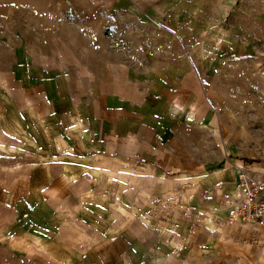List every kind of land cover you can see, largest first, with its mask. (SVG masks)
I'll return each mask as SVG.
<instances>
[{"label":"crops","instance_id":"obj_1","mask_svg":"<svg viewBox=\"0 0 264 264\" xmlns=\"http://www.w3.org/2000/svg\"><path fill=\"white\" fill-rule=\"evenodd\" d=\"M55 46H16L0 69V264L210 259L237 173L199 73L102 59L83 70Z\"/></svg>","mask_w":264,"mask_h":264},{"label":"rangeland","instance_id":"obj_2","mask_svg":"<svg viewBox=\"0 0 264 264\" xmlns=\"http://www.w3.org/2000/svg\"><path fill=\"white\" fill-rule=\"evenodd\" d=\"M52 41L55 53L84 57L83 70L99 59L193 68L226 167L264 169V0H0V69L16 46ZM226 220L210 259L180 264H264V228Z\"/></svg>","mask_w":264,"mask_h":264},{"label":"built area","instance_id":"obj_3","mask_svg":"<svg viewBox=\"0 0 264 264\" xmlns=\"http://www.w3.org/2000/svg\"><path fill=\"white\" fill-rule=\"evenodd\" d=\"M235 195L225 203L227 225L264 228V169L250 168L244 163L236 165Z\"/></svg>","mask_w":264,"mask_h":264},{"label":"bare ground","instance_id":"obj_4","mask_svg":"<svg viewBox=\"0 0 264 264\" xmlns=\"http://www.w3.org/2000/svg\"><path fill=\"white\" fill-rule=\"evenodd\" d=\"M233 163H234V165H232L231 167H232V169L234 170L235 174H236V173L238 174V172L236 171V165H237V166H240L242 163H241V162H238V163L233 162ZM234 195H235V194H234Z\"/></svg>","mask_w":264,"mask_h":264}]
</instances>
